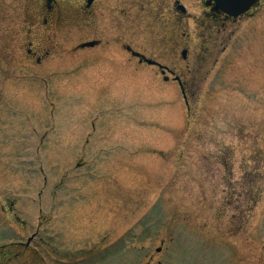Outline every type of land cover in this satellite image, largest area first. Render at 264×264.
<instances>
[{
    "label": "rangeland",
    "instance_id": "374dc122",
    "mask_svg": "<svg viewBox=\"0 0 264 264\" xmlns=\"http://www.w3.org/2000/svg\"><path fill=\"white\" fill-rule=\"evenodd\" d=\"M205 1L0 0V264H264V0Z\"/></svg>",
    "mask_w": 264,
    "mask_h": 264
},
{
    "label": "water",
    "instance_id": "95a60500",
    "mask_svg": "<svg viewBox=\"0 0 264 264\" xmlns=\"http://www.w3.org/2000/svg\"><path fill=\"white\" fill-rule=\"evenodd\" d=\"M214 1V9L220 10L226 15L237 16L243 12H245L254 2L255 0H213ZM90 43H85L84 45H91ZM181 54L184 56L185 51H182ZM148 64H152L153 61L145 59Z\"/></svg>",
    "mask_w": 264,
    "mask_h": 264
},
{
    "label": "flooded vegetation",
    "instance_id": "af4514ba",
    "mask_svg": "<svg viewBox=\"0 0 264 264\" xmlns=\"http://www.w3.org/2000/svg\"><path fill=\"white\" fill-rule=\"evenodd\" d=\"M93 1H94V0H85V8H87V9L90 8L91 5H92V3H93ZM256 2H257V0H255V3H256ZM204 3H205L207 6H209V8L212 7L214 11H216V12H220L219 10H215V9H214V3H213V0H206ZM255 3H254V4H255ZM176 9L179 10L180 12H184V11H185V8H184L181 4H177V8H176ZM250 9H253V6H251L247 11H249ZM247 11H246V12H247ZM223 14H224V13H223ZM226 16H227V15H226ZM90 42H92V44H91V45H86V46H95V45H97V41H95V40H91V41H88V42H85V43H90ZM142 61H144L143 58H142V59L139 58V62H142ZM151 65H156V66H158V64H156V62L153 63V64H151ZM159 68H160V72H161V73H164L165 71L168 72L167 69L164 68V67H160V66H159ZM169 73H171V72H169ZM164 80H167V77H166V76H164ZM173 80L176 81V82L178 83V85H179V87H180L181 94L184 95V91H183V89H182V84H181L179 78H178L177 76H175V77L173 78Z\"/></svg>",
    "mask_w": 264,
    "mask_h": 264
}]
</instances>
